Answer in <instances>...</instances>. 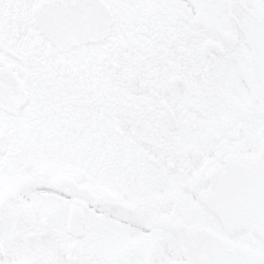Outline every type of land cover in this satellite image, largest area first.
<instances>
[{
  "label": "snow or ice",
  "instance_id": "6c2138e0",
  "mask_svg": "<svg viewBox=\"0 0 264 264\" xmlns=\"http://www.w3.org/2000/svg\"><path fill=\"white\" fill-rule=\"evenodd\" d=\"M0 264H264V0H0Z\"/></svg>",
  "mask_w": 264,
  "mask_h": 264
}]
</instances>
